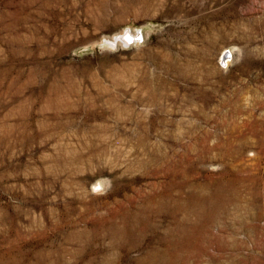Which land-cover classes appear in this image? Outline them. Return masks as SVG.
Instances as JSON below:
<instances>
[{"label": "rangeland", "instance_id": "rangeland-1", "mask_svg": "<svg viewBox=\"0 0 264 264\" xmlns=\"http://www.w3.org/2000/svg\"><path fill=\"white\" fill-rule=\"evenodd\" d=\"M156 263L264 264V0H0V264Z\"/></svg>", "mask_w": 264, "mask_h": 264}, {"label": "bare ground", "instance_id": "bare-ground-1", "mask_svg": "<svg viewBox=\"0 0 264 264\" xmlns=\"http://www.w3.org/2000/svg\"><path fill=\"white\" fill-rule=\"evenodd\" d=\"M124 32H122L120 35L122 36V39L127 41L128 38L131 40H135V34H130V35H127L125 33V36L123 37V34ZM117 41V39L114 40V42ZM135 42V41H134ZM229 55V54H228ZM231 55V54H230ZM230 57V56H229ZM173 118V117H172ZM229 119V118H228ZM225 120V119H224ZM165 127V126H164ZM191 149V148H190ZM242 151V150H241ZM180 171V170H179ZM182 171V170H181ZM176 173V172H175ZM173 175V174H172ZM186 175V174H185ZM153 176V175H152ZM182 176V175H181ZM187 176V175H186ZM151 177V176H150ZM173 181V180H172ZM181 181V180H180ZM170 182V181H169ZM184 182V181H183ZM185 183V182H184ZM181 184V183H180ZM168 185V184H167ZM182 185V184H181ZM181 185H177L178 188L181 187ZM192 185V184H191ZM218 187V186H217ZM175 189V188H174ZM196 189V188H195ZM218 189V188H217ZM220 189V188H219ZM222 190V189H221ZM169 191V190H168ZM175 191V190H174ZM215 191V189L213 190ZM138 192V191H137ZM163 192V191H162ZM176 193V192H175ZM192 193V192H191ZM207 194V193H206ZM163 198L165 197L166 200L167 198L169 197L168 194L164 191L162 194ZM214 197V196H213ZM159 199L160 198V195L158 197ZM164 198V199H165ZM193 198V196H192ZM172 200V199H171ZM169 201V200H167ZM178 201V200H177ZM191 201V200H189ZM188 201V202H189ZM208 201V200H207ZM144 202V205L142 206V209L141 210H138L134 213H131V217L127 215H124L125 213L124 212H120L118 209L117 210H114L112 211L113 212V218H111V220H109V224H107L108 228H105L104 230L106 231V234L109 236V238H111L113 240V243H114V240L116 242V238L119 239V240H122L125 238L126 236V233H127V227L128 226H131L132 223H134V220L136 219L137 216L140 215L141 217V220H142V225L147 228V227H150L152 226L151 225V222H150V218L152 217H155L157 216V214L155 213V207H157L159 209V207L162 205V202L159 201L157 202V197L155 195H147L146 198L143 200ZM173 202H175V199L173 200ZM197 202H199L197 200ZM218 202V201H217ZM172 203V202H171ZM170 203V204H171ZM176 203V202H175ZM169 205V204H168ZM202 205V204H201ZM137 208V207H136ZM139 208V207H138ZM180 208V207H179ZM169 209V208H168ZM163 210V209H162ZM171 211V210H170ZM131 212V211H130ZM174 212H170L169 213V216H172ZM175 217V216H173ZM115 219H117V221H114ZM156 220V219H155ZM101 222V221H99ZM154 222V221H153ZM134 225V224H133ZM154 225V224H153ZM173 225V224H172ZM155 226V225H154ZM142 227V226H141ZM156 227V226H155ZM151 229V228H150ZM179 230V229H178ZM104 233V232H103ZM141 235V234H140ZM137 237V236H136ZM135 237V238H136ZM104 238V237H103ZM170 239V238H169ZM118 240V241H119ZM132 240V239H131ZM124 241V240H123ZM168 241V240H167ZM136 242V241H134ZM112 243V242H111ZM117 243V242H116ZM123 243V242H122ZM126 243V242H125ZM124 243V244H125ZM123 244V245H124ZM134 245V244H133ZM168 245V244H167ZM167 248V247H166ZM118 249V248H116ZM169 249V248H168ZM159 251V250H158ZM127 252V251H126ZM147 252V251H146ZM171 259V258H170ZM185 261V260H184ZM162 262V261H161ZM160 262V263H161ZM158 264V263H156Z\"/></svg>", "mask_w": 264, "mask_h": 264}]
</instances>
